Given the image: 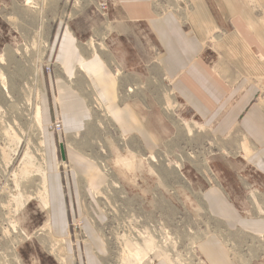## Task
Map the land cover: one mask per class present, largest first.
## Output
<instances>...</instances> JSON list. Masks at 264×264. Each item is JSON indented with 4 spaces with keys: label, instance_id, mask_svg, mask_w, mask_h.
Instances as JSON below:
<instances>
[{
    "label": "rangeland",
    "instance_id": "rangeland-1",
    "mask_svg": "<svg viewBox=\"0 0 264 264\" xmlns=\"http://www.w3.org/2000/svg\"><path fill=\"white\" fill-rule=\"evenodd\" d=\"M246 1L264 21V0ZM154 2L165 11L182 0ZM117 3L0 0V264H211L203 246L213 238L231 262L264 264V235L242 225L264 219V184L237 152L245 140L209 136L170 86L148 21L127 20ZM59 27L73 35L86 64L103 61L114 105L135 114L139 132L123 130L83 64L68 76L50 59ZM58 81L84 105L75 131L66 130ZM45 99L52 121L40 131L33 116ZM258 102L264 109V90ZM56 120L59 134L49 129ZM46 130L64 149L56 161ZM28 151L35 167L44 160L46 210L42 179L24 167ZM221 198L238 221L220 213Z\"/></svg>",
    "mask_w": 264,
    "mask_h": 264
},
{
    "label": "crops",
    "instance_id": "crops-1",
    "mask_svg": "<svg viewBox=\"0 0 264 264\" xmlns=\"http://www.w3.org/2000/svg\"><path fill=\"white\" fill-rule=\"evenodd\" d=\"M117 5L126 13L127 20L148 21L161 49L164 74L176 96L206 127L211 138L240 136L244 139L245 150L241 148L237 152L245 155V168L256 176L257 184H264V109L258 102L264 90V21L254 15L246 0H182L181 4L174 3L165 11L154 0H118ZM178 8L182 12H178ZM57 35V52L54 42L50 59L56 65L61 62L60 69L68 76H74L78 66L83 64L87 73L97 80L96 84L102 85L104 100L110 103V110L123 130L139 132L135 114L119 103L114 105L112 75L103 61L96 57L86 64L73 35L68 30L62 33L60 27ZM57 87L66 130L75 131L82 126L84 105L65 81H58ZM39 109L43 125L51 123L52 111L47 99ZM46 131L49 156L56 161L58 152L64 149L60 144L57 146L54 135ZM122 162L130 166L128 161ZM54 171L53 168L54 179L60 184V176ZM94 181L92 184H100L98 178ZM54 198L52 195V200ZM219 202L220 213L238 221L235 209L222 198ZM58 210L60 207L53 203L54 216ZM258 220L243 221L242 225L264 235V219ZM203 252L211 264H235L228 260L215 238L204 244ZM67 264L74 263L68 260Z\"/></svg>",
    "mask_w": 264,
    "mask_h": 264
},
{
    "label": "bare ground",
    "instance_id": "bare-ground-1",
    "mask_svg": "<svg viewBox=\"0 0 264 264\" xmlns=\"http://www.w3.org/2000/svg\"><path fill=\"white\" fill-rule=\"evenodd\" d=\"M1 60V59H0ZM4 79V78H3ZM2 79V80H3ZM4 87V86H3ZM8 88V87H7ZM8 93V92H7ZM9 95V94H8ZM11 99V98H10ZM36 112H35V114H34V122H35V125H37V128H39V130L40 131H42L43 130V122H42V119H41V115H40V110H39V108L37 107L36 108ZM42 129V130H41ZM20 141V140H19ZM21 142V141H20ZM19 142V143H20ZM41 142V141H40ZM43 142V141H42ZM29 145V144H28ZM42 145H43V143H42ZM18 147V146H17ZM41 150V149H40ZM30 153H32V152H30ZM29 153V151L28 152H26V154H25V162H24V167H27V168H33L34 169V171H36V173L35 174H37L41 179H42V187H43V190L41 191L42 193H41V196H40V201H41V203H42V207H43V209L44 210H46V209H48V200H47V188H46V171H45V165H44V160L40 163V165H38V167H35V165H34V161H33V157L31 156V154ZM42 153V152H41ZM40 155V154H39ZM33 166V167H32ZM25 174H27V172L25 173ZM25 176V175H24ZM30 200V199H29ZM15 204H17L16 205V207L17 208H19L21 205H22V201H20L19 199L17 200H15ZM14 225V224H13ZM48 225V224H47ZM50 226V225H49ZM143 251H139L138 252V254L136 255V257L138 258V259H140V260H142L141 259V257H142V255L143 254H141ZM139 262V261H138Z\"/></svg>",
    "mask_w": 264,
    "mask_h": 264
},
{
    "label": "built area",
    "instance_id": "built-area-1",
    "mask_svg": "<svg viewBox=\"0 0 264 264\" xmlns=\"http://www.w3.org/2000/svg\"><path fill=\"white\" fill-rule=\"evenodd\" d=\"M49 129L51 131H53L54 133H61L62 132V129H63V125H62V122H60L59 120H56L55 123H53Z\"/></svg>",
    "mask_w": 264,
    "mask_h": 264
}]
</instances>
